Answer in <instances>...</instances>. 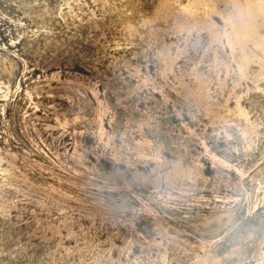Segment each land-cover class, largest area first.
I'll use <instances>...</instances> for the list:
<instances>
[{"label":"rangeland","instance_id":"rangeland-1","mask_svg":"<svg viewBox=\"0 0 264 264\" xmlns=\"http://www.w3.org/2000/svg\"><path fill=\"white\" fill-rule=\"evenodd\" d=\"M0 264H264V0H0Z\"/></svg>","mask_w":264,"mask_h":264}]
</instances>
